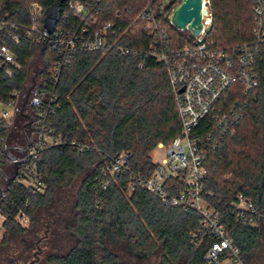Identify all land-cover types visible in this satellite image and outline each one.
I'll use <instances>...</instances> for the list:
<instances>
[{
    "label": "trees",
    "instance_id": "obj_1",
    "mask_svg": "<svg viewBox=\"0 0 264 264\" xmlns=\"http://www.w3.org/2000/svg\"><path fill=\"white\" fill-rule=\"evenodd\" d=\"M58 1L0 0V20L29 25V3L37 2L46 11ZM68 1L61 0L59 15L68 13ZM145 2L91 0L92 6L103 8L105 19L125 9L134 16ZM176 2L173 0L172 5ZM209 10V41L226 47L251 39V0H209ZM170 33L181 44L190 39L174 27ZM122 42L136 47L145 44L137 32ZM9 45L19 67L12 76L0 73L2 101L13 89L23 91L31 82L37 56L38 83L43 82L50 63L44 43L22 37L19 43ZM257 70L256 100L236 132L225 137L205 161L203 198L215 209L225 233L238 247L239 264H264V218H254L255 225L237 221L229 206L238 193H243L255 201L264 216V63ZM49 90L57 95L59 108L47 123L63 142L38 155L37 169L45 183L42 194H31L17 181L7 185L0 199V213L5 217L2 245L9 235L27 231L36 212L52 206L55 195L77 179L72 204L75 214L70 224L75 242L57 258L59 264H124L113 246H122L139 260L155 256L159 264H201L209 242L194 247L189 240V233L198 227L199 214L164 204L132 178L136 173L149 176L156 168L151 151L158 143L168 144L179 131L177 105L165 68L153 59L138 67L135 58L114 50L75 52L71 65L62 70L57 85ZM14 126V120L8 123L0 119L4 141ZM71 141L87 149L79 152L69 144ZM120 153L129 155V172L101 176L104 163ZM5 155L2 151L1 157ZM104 181L107 186L102 188ZM19 210L28 215V226L15 220Z\"/></svg>",
    "mask_w": 264,
    "mask_h": 264
},
{
    "label": "built area",
    "instance_id": "obj_2",
    "mask_svg": "<svg viewBox=\"0 0 264 264\" xmlns=\"http://www.w3.org/2000/svg\"><path fill=\"white\" fill-rule=\"evenodd\" d=\"M172 1L146 0L134 16L125 9V12L116 11L105 19L103 8L92 6L91 0H69L65 5L69 14L59 15L60 24L57 22L53 32L44 28L45 11L37 2L29 3V25L2 18L1 74L12 76L18 69L9 43H19L22 37L44 43L50 63L43 82L38 83V73L35 78L32 112L22 111L20 107L22 94L25 95L24 101L31 99L30 82L23 91L13 89L6 100L0 99V119L10 123L22 113L26 125L25 144L21 147L24 149L18 153L11 150L13 159L7 155L1 157V152H6L7 148L6 141L0 137V164H9L13 170L17 165L13 181L23 184L31 194L44 192L45 183L36 164L38 155L43 149L63 142L47 123L59 108L57 95L49 89L57 85L62 70L71 65L75 52L106 53L114 50L122 56L135 58L138 67L153 59L166 70L177 105L179 131L168 144H157L156 148L164 151L159 161L152 160L155 170L147 177L136 173L132 178L164 204L199 214L198 227L189 233V240L194 247H199L203 241L209 242L201 264H239L238 247L225 233L215 209L203 198L205 161L207 154L225 137L236 132L248 114L251 102L257 98V69L260 63H264V0H251V39L226 47L207 39L210 24L199 36L188 34L190 39L178 43L170 33V27H173L169 19L174 7ZM203 7L208 9V16L212 19L209 0L203 1ZM136 32L145 41L143 46L122 42ZM226 94L230 98H225ZM69 144L79 152L87 149L74 141ZM128 157L126 153L112 157L100 168V175L113 177L128 173ZM101 186L105 188L107 182H102ZM229 206L237 221L255 225L254 218H264L255 201L243 193H238ZM1 216L4 220L5 217ZM15 220L22 225L29 223L23 210L18 211Z\"/></svg>",
    "mask_w": 264,
    "mask_h": 264
},
{
    "label": "rangeland",
    "instance_id": "obj_3",
    "mask_svg": "<svg viewBox=\"0 0 264 264\" xmlns=\"http://www.w3.org/2000/svg\"><path fill=\"white\" fill-rule=\"evenodd\" d=\"M182 33L185 36L189 34L188 32ZM35 62L38 69L40 66L39 57L35 58ZM10 110L13 113V108ZM163 151V149L159 148L151 151L150 156L152 160L154 162L159 161L163 157ZM78 184L79 180L75 179L55 195L52 206L39 209L35 214V221L31 223L27 231L17 235H9L8 240L0 246V258L8 260L9 264H26L22 258H27L28 260L33 258V254L37 251L35 247L36 242L43 236L44 231L48 233V237L41 242V247L44 248L41 257L45 258L66 253L75 242L70 224L74 220L75 211L72 204ZM2 222L3 218L0 215V238L2 235ZM24 226H28V223ZM112 249L122 257L129 258L128 253L125 252L122 246L119 248L113 246ZM260 253L263 254V252ZM158 262L157 257L151 256L146 264H158ZM174 264H178V262Z\"/></svg>",
    "mask_w": 264,
    "mask_h": 264
},
{
    "label": "flooded vegetation",
    "instance_id": "obj_4",
    "mask_svg": "<svg viewBox=\"0 0 264 264\" xmlns=\"http://www.w3.org/2000/svg\"><path fill=\"white\" fill-rule=\"evenodd\" d=\"M177 2L174 4V6H176L180 0H176ZM34 69L31 72L30 75V80H31V84H29V93L31 95V99L24 101V97L25 95L22 94V98L20 101V107L22 108V111L25 112H32L33 111V98L35 95V78L37 76V65L36 62L34 60ZM22 114V113H21ZM19 114L15 121V130L12 133L11 136H9V138L6 140V148L12 146L15 148H21L24 144H25V129H26V125H25V120L22 117V115ZM12 153H18V149L11 151ZM13 166L9 165V164H0V199L4 196L5 190L7 185L12 182V181H8L7 178L12 177L13 175ZM48 237V233L46 231H44L43 236L36 242V249L37 251L33 254V258L31 259H27V258H22L23 262H25L26 264H59L57 261V258L61 257L64 253L58 255H54V256H48L45 258H42L41 255L43 254V249L41 247V242L43 240H46V238ZM55 242V241H53ZM0 246H2L1 243V239H0ZM119 248V247H118ZM116 255L119 256V258L124 262V264H146L149 259H143V260H139L134 256H129V258H124L121 255H119L118 253L114 252ZM132 261L129 262L128 260ZM44 262H43V261ZM0 264H9L8 260H4L3 258H0ZM159 264V263H158Z\"/></svg>",
    "mask_w": 264,
    "mask_h": 264
},
{
    "label": "water",
    "instance_id": "obj_5",
    "mask_svg": "<svg viewBox=\"0 0 264 264\" xmlns=\"http://www.w3.org/2000/svg\"><path fill=\"white\" fill-rule=\"evenodd\" d=\"M204 0H180L170 12L169 19L172 26L182 32H188L192 37L199 36L206 25L211 24V18L208 16V9L203 7ZM61 0L45 11L43 18L44 28L48 32H53L59 19V9ZM32 122V117L29 123ZM20 150L24 148L8 147L6 155L9 159H13L14 155L11 150ZM17 165H14L12 177L7 178L8 181H13L17 175Z\"/></svg>",
    "mask_w": 264,
    "mask_h": 264
}]
</instances>
